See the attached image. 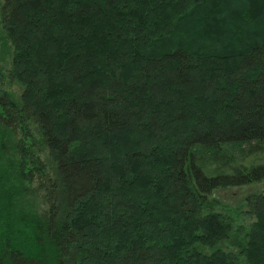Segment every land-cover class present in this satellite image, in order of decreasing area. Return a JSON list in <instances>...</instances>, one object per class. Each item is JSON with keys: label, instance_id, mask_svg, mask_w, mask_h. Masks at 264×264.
<instances>
[{"label": "trees", "instance_id": "obj_1", "mask_svg": "<svg viewBox=\"0 0 264 264\" xmlns=\"http://www.w3.org/2000/svg\"><path fill=\"white\" fill-rule=\"evenodd\" d=\"M0 264H264V0H0Z\"/></svg>", "mask_w": 264, "mask_h": 264}, {"label": "rangeland", "instance_id": "obj_2", "mask_svg": "<svg viewBox=\"0 0 264 264\" xmlns=\"http://www.w3.org/2000/svg\"><path fill=\"white\" fill-rule=\"evenodd\" d=\"M4 61H7V56H6V58H4Z\"/></svg>", "mask_w": 264, "mask_h": 264}]
</instances>
